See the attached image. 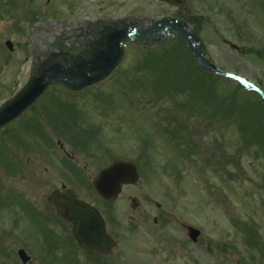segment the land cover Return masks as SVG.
<instances>
[{
	"label": "rangeland",
	"instance_id": "374dc122",
	"mask_svg": "<svg viewBox=\"0 0 264 264\" xmlns=\"http://www.w3.org/2000/svg\"><path fill=\"white\" fill-rule=\"evenodd\" d=\"M47 1L0 0V104L25 84L31 65L40 64L36 59L40 60L56 48H72L74 43L70 38L79 32L76 28H85L86 24L102 18H130L141 26L165 16L182 19L197 33L205 46L206 57L216 68L259 84L264 91V0H179L180 4L175 0L167 3L163 0ZM25 3L28 6H24ZM222 39L242 52L224 45ZM5 41L12 43L11 51L5 47ZM148 52L127 45L123 63L101 91L85 90L74 95L52 91L33 108L36 116L25 118L17 125L18 143L40 146L43 151L39 152L44 158H53L57 152L54 144H50L48 151V141L53 134L69 136L84 152L83 158L89 159L92 171L105 165L101 149L105 147V138L111 137L110 130L101 128L97 114L111 110L105 120V125L111 126L120 122L113 112L134 111L132 125L137 134L141 133L139 157L133 160L144 173L141 190L124 188L113 205L105 209L101 206L109 218V230L117 236L118 248L93 262L62 236L57 254L60 261L56 264H264L257 262V251L253 252L256 261L247 260L242 235L231 226L232 220L237 219L238 225L242 223L244 227L245 218L252 219L260 226L259 235L264 237V190L254 194L251 201L254 212L244 206L245 190L252 186L250 182L264 176L262 106L234 83L201 76L178 41H168L161 49ZM145 88L151 92L149 97ZM162 95L166 96H163L164 101L155 104L151 101ZM172 97L173 106L172 102L165 101ZM135 98L138 106L132 103ZM173 107L177 112L195 110L205 115H212L210 113L216 110V119H210V123L205 117L208 131L201 134L199 157L195 152V158L187 159L186 163L180 153L161 138L168 137L167 131L157 132L149 141L144 137L148 134L143 132L153 121L139 115L135 117V111L144 115L151 110H161L162 114L163 110L171 111ZM122 115L128 117L126 112ZM138 118L145 124L138 125ZM214 125L216 135L209 132ZM114 130L110 142L119 152H125V148L135 152V142L128 138L126 125L115 126ZM82 133H89L92 138L84 136L81 141ZM8 136L7 131L0 132V197L6 192L8 174V158L3 153L7 149L17 153L12 142L6 140ZM102 137L103 145H97L100 150L95 151ZM171 142L175 145V141ZM70 149L77 158L82 156ZM208 151H216L215 172L212 168L215 157H210ZM127 155L133 157L131 152ZM142 160L144 164L139 162ZM199 168L205 170L200 172ZM172 173H176L177 178L171 177ZM78 191L97 203L88 188L80 186ZM129 197L138 201L142 217L131 210ZM154 201L160 205L159 211ZM6 205L7 202L0 205V228L3 227L0 264H21L5 256L14 246L5 239ZM165 212H173L198 228L202 235L197 243L192 244L178 231L177 222L166 219ZM156 217L157 225L153 223ZM115 220L120 225L118 232Z\"/></svg>",
	"mask_w": 264,
	"mask_h": 264
},
{
	"label": "water",
	"instance_id": "95a60500",
	"mask_svg": "<svg viewBox=\"0 0 264 264\" xmlns=\"http://www.w3.org/2000/svg\"><path fill=\"white\" fill-rule=\"evenodd\" d=\"M91 33L96 39L87 50L88 57L71 58L65 54L53 53L42 64L35 66L31 78L19 95L0 109V128L17 117L51 84H59L70 91H79L104 79L120 62L127 42L149 47L169 39H178L188 48L202 69L237 81L244 88L256 92L264 103L262 91L211 65L204 57L202 42L182 21L164 18L145 28L137 27L130 20L98 21L92 25ZM6 45L12 49L10 43L7 42ZM231 47L236 49L233 45ZM60 63H69L70 66L63 68ZM50 76L55 79L48 81ZM136 181V169L133 165L115 162L101 172L94 182V188L104 199H110L120 191L121 184H133ZM49 202L58 208L64 218L73 222L72 235L85 253L90 255L105 253L115 246L106 235L104 223L98 212L89 205L77 201L74 195L58 192L51 195ZM189 231V237L195 240L196 232L191 229Z\"/></svg>",
	"mask_w": 264,
	"mask_h": 264
},
{
	"label": "flooded vegetation",
	"instance_id": "af4514ba",
	"mask_svg": "<svg viewBox=\"0 0 264 264\" xmlns=\"http://www.w3.org/2000/svg\"><path fill=\"white\" fill-rule=\"evenodd\" d=\"M13 133H10L11 138ZM56 144L60 153L64 154L63 158L58 156V152L53 158H44V154L39 152L43 151L40 146L12 140L17 153L10 155L8 160L6 192L4 197H0V203H8L4 208L8 211L7 229L4 231L6 243L14 245L6 256L16 257L17 251L22 249L30 258L27 264H35L46 252L56 251L62 236L67 237L69 234L70 237V224L47 202L50 193L54 190H74L79 179H91L94 176V172L88 169L87 160L73 157L68 142L60 145L57 141ZM50 172V176H47ZM2 231L3 227L0 228Z\"/></svg>",
	"mask_w": 264,
	"mask_h": 264
},
{
	"label": "bare ground",
	"instance_id": "6f19581e",
	"mask_svg": "<svg viewBox=\"0 0 264 264\" xmlns=\"http://www.w3.org/2000/svg\"><path fill=\"white\" fill-rule=\"evenodd\" d=\"M54 79H55L54 77H51V76H50V77L48 78V81H52V80H54Z\"/></svg>",
	"mask_w": 264,
	"mask_h": 264
}]
</instances>
